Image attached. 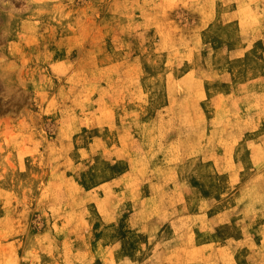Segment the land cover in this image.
I'll return each mask as SVG.
<instances>
[{"label":"rangeland","instance_id":"obj_1","mask_svg":"<svg viewBox=\"0 0 264 264\" xmlns=\"http://www.w3.org/2000/svg\"><path fill=\"white\" fill-rule=\"evenodd\" d=\"M0 264H264V0H0Z\"/></svg>","mask_w":264,"mask_h":264},{"label":"bare ground","instance_id":"obj_2","mask_svg":"<svg viewBox=\"0 0 264 264\" xmlns=\"http://www.w3.org/2000/svg\"><path fill=\"white\" fill-rule=\"evenodd\" d=\"M259 178V177H258Z\"/></svg>","mask_w":264,"mask_h":264}]
</instances>
